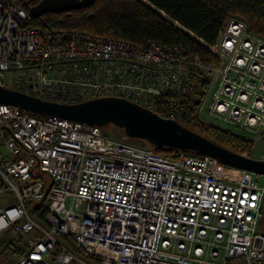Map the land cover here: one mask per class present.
Listing matches in <instances>:
<instances>
[{"label": "built area", "instance_id": "1", "mask_svg": "<svg viewBox=\"0 0 264 264\" xmlns=\"http://www.w3.org/2000/svg\"><path fill=\"white\" fill-rule=\"evenodd\" d=\"M30 17L0 0V85L62 103L119 96L188 127L264 140V36L243 20L201 39L206 55L44 30ZM159 148L0 103V196L16 201L0 205V236L23 247L13 264H94L63 238L96 264H264L263 174Z\"/></svg>", "mask_w": 264, "mask_h": 264}, {"label": "trees", "instance_id": "2", "mask_svg": "<svg viewBox=\"0 0 264 264\" xmlns=\"http://www.w3.org/2000/svg\"><path fill=\"white\" fill-rule=\"evenodd\" d=\"M16 1L24 3L30 11V7L39 0ZM147 1L149 3L144 0H94L86 7L30 17L29 24L44 30L79 28L105 36L130 39L138 44L150 40L161 44H178L186 53L206 55L210 54L209 49L201 39L208 44L214 43L220 28L233 13L244 15L250 30L264 36V0ZM190 128L229 149L253 156L254 142L238 134L212 125ZM146 142L148 146H154ZM159 150L165 152L163 148ZM186 150L201 154L195 150ZM261 219L262 216L260 230ZM63 239L76 253L82 254L94 264L99 263L94 257L86 256L73 242ZM7 247L15 255L23 252V247L13 242H9Z\"/></svg>", "mask_w": 264, "mask_h": 264}, {"label": "water", "instance_id": "3", "mask_svg": "<svg viewBox=\"0 0 264 264\" xmlns=\"http://www.w3.org/2000/svg\"><path fill=\"white\" fill-rule=\"evenodd\" d=\"M94 0H39L30 16L61 12L91 5ZM0 103H9L55 118L85 122L99 127L113 124L131 138L161 148H181L211 155L222 162L264 175V159L229 149L175 119L160 116L138 103L119 96H101L75 103H62L0 85Z\"/></svg>", "mask_w": 264, "mask_h": 264}, {"label": "rangeland", "instance_id": "4", "mask_svg": "<svg viewBox=\"0 0 264 264\" xmlns=\"http://www.w3.org/2000/svg\"><path fill=\"white\" fill-rule=\"evenodd\" d=\"M144 1L149 3V1H147V0H144ZM229 17H235V18H239V19L243 20L246 23V25L248 26V28H249L248 21H247V19H246V17L244 15L233 13ZM205 106H206V109H207L208 108V102L206 103ZM211 121L219 124L220 126H222L224 128L229 127V126H227V125H225V124H223V123H221V122H219V121H217V120H215L213 118L211 119ZM101 129L103 130V132L106 135L111 136L113 138H116V139H119V140H122V141H125V142H129V143H132V144H136V145H147V142L145 140H143V139L128 137L121 127L108 125L105 128H101ZM226 130H229V131L235 133V131L233 129L227 128ZM238 133H240V132H238ZM254 144H255V146L253 148V157H258L261 153L264 152V140H259V141H257ZM47 177L49 178V176H47ZM261 182L264 185V175L261 177ZM15 202H16L15 198H14V196H13V194L11 192H6L5 194L0 196V205L1 206H5L7 204H15ZM262 212H263V214H261V216H262V219H261V230L264 231V204H263V207H262ZM9 242L11 243V241L8 240L5 236H0V260L4 261L6 264L12 262L14 260L15 256H16L7 247ZM18 244H20V243H18ZM15 245H17V244H15Z\"/></svg>", "mask_w": 264, "mask_h": 264}, {"label": "crops", "instance_id": "5", "mask_svg": "<svg viewBox=\"0 0 264 264\" xmlns=\"http://www.w3.org/2000/svg\"><path fill=\"white\" fill-rule=\"evenodd\" d=\"M17 256H18V255H16L15 258H14V260H13L12 262L8 263V264H13ZM0 263H1V264H6V263H5L4 261H2V260H0Z\"/></svg>", "mask_w": 264, "mask_h": 264}]
</instances>
